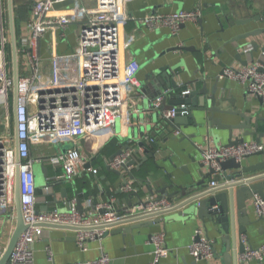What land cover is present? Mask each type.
Segmentation results:
<instances>
[{
    "label": "built area",
    "instance_id": "obj_1",
    "mask_svg": "<svg viewBox=\"0 0 264 264\" xmlns=\"http://www.w3.org/2000/svg\"><path fill=\"white\" fill-rule=\"evenodd\" d=\"M8 0H0V103L5 109L3 123L8 124L9 107L14 102L12 113V135L0 134V215H8L14 208V187L18 175L19 203L24 229L4 264H37L34 261L31 244L42 237L46 228H67L73 232L75 242L81 250H86V241L101 240L111 229L127 223L151 219L172 211L179 206L177 201L162 197L147 196L144 204L126 207L123 211L114 206V197L95 201L86 198L80 211L76 199L65 200L64 209L54 207L41 210L38 203L44 200L37 195L30 147L34 144L60 145L64 141L74 143L90 135L95 146L102 147L113 133L118 119H126L131 111L138 112L136 102L141 98V83L137 78L138 61L124 54L136 40L135 31L126 32L125 23L131 18L123 7L122 0H34L30 17L25 23L26 34L16 38L14 25L11 31L8 17ZM62 6L59 8L58 6ZM201 16L199 8L178 10L169 13L148 12L142 25L150 31L167 28L176 34L182 24L196 21ZM78 23L76 43L71 52L56 51L59 41L65 38L66 28ZM50 34L48 53L39 52L40 41ZM64 37V38H63ZM12 46L16 54V78L13 77ZM250 44L240 48L246 56V63L223 68L221 77L233 78L244 85L246 92L258 98L264 106V53L250 57ZM48 65V72L43 65ZM20 69L24 73H19ZM12 70V74H11ZM190 89H182L187 95ZM168 89L151 100L149 108L161 109ZM129 109V110H127ZM188 104L180 102L160 110L162 118L172 119L177 114L186 115ZM176 134L179 130H174ZM15 139L18 159L15 156ZM154 143V138L146 142ZM200 162L211 167L214 174L220 173V162L234 158L241 162L247 156L264 149V144L254 139L242 140L231 145H214L206 141L195 143ZM143 150V147H139ZM132 150H126L113 159L104 158L106 166L121 169V164L129 158L137 159ZM36 161H48L53 168L60 166L61 177L71 180L79 170L96 174L98 169L83 167V157L76 145L64 152L58 148L53 153L38 156ZM130 167H128L129 169ZM213 174V175H214ZM256 173L251 176H258ZM212 178V177H211ZM199 193L221 188L216 179ZM249 178V177H248ZM56 179L55 176L48 180ZM129 191L127 185L121 186ZM48 186H44L47 191ZM256 215L264 220V197L254 194L252 199ZM153 245L151 258L147 264H159L169 254L164 232L149 236ZM5 247L0 245V259ZM194 260L213 255V244L202 234L201 228L194 231L192 242L187 246ZM49 252V251H48ZM243 260L261 261L264 257V243L257 248L246 247L240 255ZM49 259L51 257L49 256ZM110 259L102 252L94 260L85 264H110Z\"/></svg>",
    "mask_w": 264,
    "mask_h": 264
},
{
    "label": "crops",
    "instance_id": "obj_2",
    "mask_svg": "<svg viewBox=\"0 0 264 264\" xmlns=\"http://www.w3.org/2000/svg\"><path fill=\"white\" fill-rule=\"evenodd\" d=\"M33 1L29 7L26 6L23 10L28 15L16 25L14 12L21 14V11L17 3L12 5L11 0L12 19L17 39L22 34H26L25 23L30 17ZM122 4L131 17L125 23V30L126 32L135 31L137 37L124 57H134L140 66L137 78L141 83L139 95L142 96L136 102L138 112L131 111L126 119H118L113 127L112 135L102 147L95 146V141L90 135H85L75 143L64 141L55 146L41 142L30 147V155L35 160L33 173L37 195L44 197V200H41L37 205L41 210H49L54 207L64 209L65 200L76 199V196L81 202V207L84 206V201L88 197L95 201H101L113 196L114 206L121 211L126 208L128 202L136 204V196L131 199L127 197L129 191L121 188L123 180L117 174L109 171L104 163V158H109L120 145L133 144V137L129 136L130 131L133 135H140L139 139L145 143V147L155 153L156 164H158L156 167L152 160L148 159L140 170H136L133 166L129 171L134 176L150 180L153 184L157 178L160 180V185L173 182L174 185L168 189V192L177 190V186H184L187 183L200 180L201 176L198 171L200 155L195 143L205 142L207 137L214 145L225 144L227 131L213 127L215 136H218L213 138L210 133H207L206 127L194 126L190 122L187 126L180 127L182 135L181 133L176 134L173 127L161 119V109L154 110L153 113L145 111L144 99L149 97L148 94H152L147 86L152 78L149 76H153V72L163 66L175 67L177 76L174 79L178 84L176 89H168L163 102L164 106L177 104L176 95L186 88L190 89V92H196L194 103H199L205 95H201L198 91L205 84L208 95L215 89L217 96L225 98L224 102H219L222 108L236 109L250 116L248 129L254 133L245 136L244 140L259 138V142L264 144V106L258 98L248 94L244 85L238 80L220 76L224 67L240 63L235 57L237 47L252 39L251 37L241 38V36L264 27V0H122ZM7 7L9 10L8 1ZM196 8L201 10L200 18L196 21L185 22L176 34H172L167 28L150 31L141 23L142 17L148 12L169 13ZM77 28L78 23L74 22L66 28L65 38L63 37L64 39L61 41L58 38L57 52H71L76 43ZM50 38L51 36L48 34L45 39L40 41V54L48 53L49 43L47 41ZM175 46H182L185 49L167 51ZM258 55L259 51L253 52V56ZM241 57L243 61L246 59L244 55ZM48 70V65L45 63L43 71L47 73ZM19 73H24V70L20 69ZM150 89L153 91L154 97L156 94H160L158 89L152 87ZM10 112L12 120V107ZM193 113L197 124H203V114L199 111ZM239 121L238 116L222 115L223 123L235 124ZM239 132L234 131L233 137L240 134ZM150 137L154 138V143L146 142V139ZM70 143L79 148L84 160L83 167L87 160L91 167L98 169L97 173L79 170V173L71 180H66L61 177L60 166L53 168L48 161H45L48 176L44 177L40 166L43 162L36 161L35 158L53 153L57 148L59 149V146ZM144 156V150H139L138 157L143 158ZM139 160L141 161V159ZM262 160V154H251L241 163L251 165ZM206 170L205 166L203 171L206 172ZM149 171L154 172L153 176L148 174ZM234 171V168L227 169L226 174H232ZM256 173L259 172L250 173V175ZM123 174L130 180L127 172H123ZM168 174H170L171 181L167 177ZM51 176L63 179V181L57 182L55 187H49L45 191L44 186ZM211 179H216L221 183V187L227 183L223 173L214 174ZM131 182L134 185H141L135 180ZM208 182L209 179H206L207 184ZM63 188L66 191V197L62 196ZM196 191H202V188ZM188 193L187 196L193 194L192 191ZM184 199L175 197L173 201H177L180 205ZM181 211L182 208L178 206L172 211L151 219L127 223L123 225L127 230L122 232L115 231L113 228L101 240L86 241L87 249L84 251L77 246L70 229L46 228L44 235L31 244L34 261L37 264H85L86 261L94 260L104 252L109 257L110 264H147L153 250L149 236L163 231L169 254L161 259L159 264H192L195 260L190 256L187 246L192 242L195 229L199 227L202 234L211 240L214 253L210 257L197 260V264H222L220 254L221 239L224 234L220 231L219 224L215 220L209 221L207 218L201 220L198 217H185L180 214ZM247 216L249 223L246 225L245 233L238 235L236 231L235 244L231 247L234 257L238 255V244L257 248L264 243V220L259 219L256 215L252 201L249 202ZM237 225L235 216L234 228H237ZM15 226L16 211L14 207L8 215H0V245L6 246ZM239 258H241L240 255L237 256V259ZM248 264H264V257L261 261L250 260Z\"/></svg>",
    "mask_w": 264,
    "mask_h": 264
},
{
    "label": "water",
    "instance_id": "obj_3",
    "mask_svg": "<svg viewBox=\"0 0 264 264\" xmlns=\"http://www.w3.org/2000/svg\"><path fill=\"white\" fill-rule=\"evenodd\" d=\"M9 4V25L11 31L13 29V19H12V10H11V0H8ZM250 19V18H249ZM264 19V18H263ZM251 37L252 39L247 41L246 43L237 47V54L236 59L241 64H245L246 60L243 61L241 55H243L240 51V48L250 44L252 47L249 51V55L253 58V52L259 51L264 53V27L258 30L250 31L241 36V38H248ZM12 68H13V77L16 78V54L14 48L12 46ZM176 49H185L182 46H175L169 48L167 51L176 50ZM175 67L172 66H163L159 69H156L153 72V76L151 78L150 84H148L149 91L152 94H148L149 97L144 99V109L146 112L153 113V111L149 108L151 105V100L154 98L152 88L158 89V93H161L165 89H176L178 84L175 82L174 77L177 76V72L174 70ZM222 73V71H221ZM221 75V74H220ZM154 85V86H153ZM216 86V85H215ZM142 89V88H141ZM143 90V89H142ZM201 95H205L202 99H200L199 103H194V99L196 97V92H189L187 95H181L178 93L176 98L178 103L186 102L188 104V113L186 115L177 114L172 119L162 118L163 121L170 124L174 130H179L181 126H187L190 122L194 125H202L208 129L207 133H210L213 138L218 137L215 136L216 134L213 132V127L217 129H222L227 131V142L225 145H231L238 141L244 140L245 136H248L254 132L250 131L248 128L250 127V116L245 114L239 110L233 109H226L220 106L219 102H224L225 98L219 97L215 94V89L211 91V94H207V88L205 84L202 85V88L198 91ZM157 95V94H156ZM228 100V99H227ZM231 101V100H230ZM170 106L161 105V110H164ZM194 111H199L204 116V123L197 124V120L194 115ZM12 113H14V102L12 104ZM234 115L240 118V121L235 124H227L222 122V115ZM141 119V117H140ZM234 131H240L237 136L233 137ZM139 134L138 131H136ZM181 133V132H180ZM182 135V133H181ZM129 136L133 137V144H123L113 152L109 159H113L115 156L121 154L126 150H132V155L134 157L138 156V148L143 147L145 152V156L142 158L137 157L135 160L134 158H129L126 162L121 164V169H112L107 166V169L115 174H117L122 180L123 185H127L129 187V192L127 193V197L131 199L133 196H136L137 202L136 204H132L128 202L126 207H131L133 205L144 204V196H151L155 197V199H161L162 197H167L169 199L177 198H185L182 200L179 208H182L180 214L184 215L188 218L198 217L199 219L203 220L207 218L209 221H216L219 224L220 231L223 232L224 236L222 237V250H221V262L222 264H248V260H243L241 258L237 259L238 255H241L246 249V246L243 244H238L237 246V253L235 255L233 252L231 253V247L235 244V237L236 231L237 234L242 235L245 233L246 225L249 223L248 219V205L251 201L254 194H258L264 197V149L258 151L253 154H262L263 160L260 162L253 163L251 165H243L241 162H237L234 158H229L224 161L220 162V173H223L227 183L219 188L213 189L204 193H199L200 191H196L197 189H203L206 186V179H210L212 175L215 173L211 167H207L206 172L203 171L205 165L202 162H199V174L201 176L200 180L194 181L192 183H187L184 186H177V190H173L172 192H168L169 188L173 187V182L169 184L160 185V180L157 178L156 181L151 182L150 180H146L142 177L134 176L129 169L131 167H135L136 170H140L143 168L144 162L148 159H151L154 163V166L158 167L156 164V155L153 151H150L147 147H145V143L139 139L140 135H133L130 131ZM259 142V138H256ZM72 144L69 145H61L59 146V150L64 152L68 147H71ZM15 156L18 159L17 151H16V139H15ZM141 159V161L139 160ZM41 171L44 174V177L48 176L47 173V166L44 163L40 164ZM86 167L90 166V163L87 162ZM128 167H130L128 169ZM234 168L235 171L232 174H226V170ZM122 170V171H121ZM262 171V172H261ZM123 172H127L128 180L125 178ZM263 173L256 176H251L250 173ZM148 174L153 176L154 172L149 171ZM170 180V174L167 175ZM249 177V178H248ZM137 181L141 185L132 184L131 181ZM62 182L63 179H55V180H48L46 182V186L48 187H55L57 182ZM171 181V180H170ZM155 184L157 185L155 187ZM235 188V189H234ZM192 191L193 194L187 196V193ZM196 191V192H195ZM62 196L66 197V191L63 188L61 190ZM180 192V194H178ZM195 192V193H194ZM189 194V193H188ZM144 197V198H143ZM76 205L77 208L81 211V202L76 196ZM234 206V207H233ZM14 207L16 211V226L13 230L12 235L8 243L5 246L3 255L0 259V264H4L8 256L15 244V241L20 234V232L24 229V224L21 219V212H20V203H19V187H18V175L16 172L15 176V187H14ZM178 208V207H177ZM235 210V211H234ZM236 216L237 221V228H234V219ZM115 231L122 232L127 230L124 226H119L114 228ZM215 251V250H214ZM197 264L195 260L194 263Z\"/></svg>",
    "mask_w": 264,
    "mask_h": 264
},
{
    "label": "rangeland",
    "instance_id": "obj_4",
    "mask_svg": "<svg viewBox=\"0 0 264 264\" xmlns=\"http://www.w3.org/2000/svg\"><path fill=\"white\" fill-rule=\"evenodd\" d=\"M31 2H32V0H12V5L17 3L18 6H20L19 9L21 11V14L17 13L16 11L14 12V22L16 25H18V23H21V21H23L25 19V17L28 15V14H25L26 11H23V10L26 6L29 7ZM4 112H5V109H3V106L0 103V134L7 133V135L11 136L13 123H12V120L10 118V115H9L10 119L8 121V124L5 125L3 123ZM36 166H37V164H36Z\"/></svg>",
    "mask_w": 264,
    "mask_h": 264
},
{
    "label": "trees",
    "instance_id": "obj_5",
    "mask_svg": "<svg viewBox=\"0 0 264 264\" xmlns=\"http://www.w3.org/2000/svg\"><path fill=\"white\" fill-rule=\"evenodd\" d=\"M10 113H11V112H10V107H9V115H11Z\"/></svg>",
    "mask_w": 264,
    "mask_h": 264
}]
</instances>
